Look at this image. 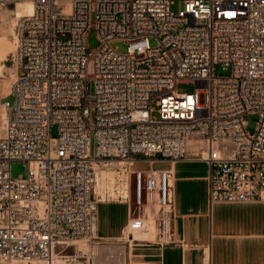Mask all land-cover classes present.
<instances>
[{
  "label": "built area",
  "instance_id": "obj_1",
  "mask_svg": "<svg viewBox=\"0 0 264 264\" xmlns=\"http://www.w3.org/2000/svg\"><path fill=\"white\" fill-rule=\"evenodd\" d=\"M32 1L14 26L16 76L1 104L0 264H53L56 247L95 239L98 168L124 176L117 264L136 243H173L171 171L152 165L184 159L190 140L205 143L210 204L264 201V0H183L176 13L173 0Z\"/></svg>",
  "mask_w": 264,
  "mask_h": 264
},
{
  "label": "crops",
  "instance_id": "obj_2",
  "mask_svg": "<svg viewBox=\"0 0 264 264\" xmlns=\"http://www.w3.org/2000/svg\"><path fill=\"white\" fill-rule=\"evenodd\" d=\"M190 141L184 159L152 165L171 171L174 242L162 247L136 243L129 247L130 264H264V201L210 204V167L200 157L205 143ZM127 221L123 200L97 199L92 237L98 242L121 241Z\"/></svg>",
  "mask_w": 264,
  "mask_h": 264
},
{
  "label": "rangeland",
  "instance_id": "obj_3",
  "mask_svg": "<svg viewBox=\"0 0 264 264\" xmlns=\"http://www.w3.org/2000/svg\"><path fill=\"white\" fill-rule=\"evenodd\" d=\"M2 1H0V125L2 122V112L4 109L2 107V101L7 100V94L9 92V85L14 80L16 76V63L13 58V54L15 52V37H14V26L18 19L15 18L11 12L7 9L6 6H3ZM8 7H12V4L9 3ZM183 8V0H173L171 4V11L176 13L179 9ZM58 10V8H55ZM65 12L68 11L66 7L64 9ZM88 49H93L97 45V40L95 38L94 32L90 31L88 34ZM113 47H116L119 52H124L126 49V45L122 42L114 41L112 43ZM214 73L216 75H225L227 71L223 70L220 65L215 67ZM11 81V82H10ZM194 89V85L192 83H180L178 85V90L182 92H192ZM91 120H94V109H91ZM247 126L246 129L249 132H253L256 127L257 116L255 114H249L246 116ZM51 134L54 136L56 134V128L53 126L51 128ZM193 142V141H190ZM137 157H140L137 155ZM24 171V166L20 161H13L11 163V175L12 177H17L22 174ZM96 179L95 184L98 185V189L95 185V194L94 199L107 200V199H119L120 194L118 192L121 190L122 184L121 180L124 176L122 174L117 173L115 169H105V168H98L96 170ZM99 181V182H98ZM101 183V184H100ZM100 184V185H99ZM100 188V189H99ZM138 234V235H137ZM134 238L139 239L143 238L144 235H139L141 233H137ZM145 238L152 239V234L149 233L148 235L144 236ZM98 240V239H97ZM96 239L90 240H77L73 241L68 244V246L61 251V247H56V254L53 258V264H99V254L98 252L94 251V247L96 245L100 246H108L114 245L115 250L110 255H117L119 250H122L123 244L122 239L120 241H109V240H102L98 242ZM98 244H95L97 243ZM82 243L83 245H79ZM88 244V245H87ZM81 247L83 248L86 256L84 258H75L74 255L76 254V249ZM89 250V251H88ZM91 251L93 253H91ZM116 252V253H115ZM96 253V254H95ZM98 257L95 258V255ZM61 255H67L70 258L60 257ZM72 256V257H71ZM68 259V260H67ZM47 264L45 262H33L30 264ZM101 264V262H100Z\"/></svg>",
  "mask_w": 264,
  "mask_h": 264
},
{
  "label": "bare ground",
  "instance_id": "obj_4",
  "mask_svg": "<svg viewBox=\"0 0 264 264\" xmlns=\"http://www.w3.org/2000/svg\"><path fill=\"white\" fill-rule=\"evenodd\" d=\"M9 3L12 4V7H8ZM3 6H6L9 12L12 13V15L17 18L25 14H30L33 11V1L32 0H5L1 3ZM68 8V7H67ZM15 48V45H14ZM11 82V81H10ZM11 84V83H10ZM10 87V85H9ZM9 89V88H8ZM5 113L2 112V119L4 118ZM1 128V125H0ZM99 179L98 177L96 178ZM97 182V181H96ZM99 182V181H98ZM101 184V183H100ZM99 184V185H100ZM96 185V184H95ZM98 189V185H96ZM100 189V188H99ZM137 233H135L136 235ZM134 235V237H135ZM138 235V234H137ZM139 235H148V234H139ZM143 236V237H144ZM140 238V237H139ZM96 244V243H95ZM88 245V244H87ZM111 245V244H110ZM106 247V246H105ZM123 247V246H121ZM83 249V248H82ZM94 251L98 252L99 258L95 255V258L97 257L99 259V264H117L116 257H111L110 253H113L115 250V247H108L104 248V246L96 245L93 249ZM84 251V250H83ZM89 251V250H88ZM91 253H93L91 251ZM116 253V252H115ZM114 256V255H113Z\"/></svg>",
  "mask_w": 264,
  "mask_h": 264
}]
</instances>
